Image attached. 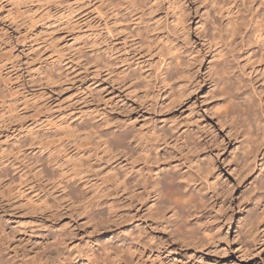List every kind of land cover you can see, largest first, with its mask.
Masks as SVG:
<instances>
[{
  "label": "rangeland",
  "instance_id": "1",
  "mask_svg": "<svg viewBox=\"0 0 264 264\" xmlns=\"http://www.w3.org/2000/svg\"><path fill=\"white\" fill-rule=\"evenodd\" d=\"M56 1L55 8H48V0H22L20 5L14 0H0V221L8 235L1 248L5 264H129L126 252L121 261L111 255L133 227L126 190L116 196L95 190L114 173L125 174L127 157L109 154L102 140L121 132L124 128L119 127L129 122H136L137 128L144 122L159 123L160 129L167 125L175 136L189 131L198 139L197 157L201 161L207 158L202 165H213L214 173L208 178L209 183L214 180L217 185L203 190L208 197L207 209L198 215L206 213L205 223L210 228L214 225L212 235L221 237L216 238L217 244L204 243L196 248L175 240L172 245L184 252L182 258L186 255L184 259L188 258L190 264H264V202L258 208L253 204L254 181L264 170L263 147L251 155L248 165L243 163L260 130L258 136L247 137L250 130L242 117L235 115L237 119L228 121L223 109H217L223 96L214 86L217 77L209 67L217 62L213 52L216 47L206 40L200 26L208 17L207 0H154L162 6L158 12L168 24L164 25L169 28L164 30L165 35L175 39L180 57L190 63L194 75L184 81L181 77L179 85L171 82L175 92L183 84L193 89L173 109H166L172 99L171 89L169 94L162 93L167 86L159 92V102L164 100L162 110L142 106L107 71L99 72L95 66L97 51L92 40L100 22L98 0ZM67 2L75 10L70 15L75 19L72 24L64 23ZM175 3L187 12L189 34L184 36L173 23L170 6ZM251 5L246 3L247 13ZM263 8L258 7V20L264 19ZM51 13L56 14L53 19L60 18L50 25ZM247 26L236 40L228 39L234 49L229 62L236 70L243 68L263 104L264 78L256 79L252 63L244 66L254 50H247L248 44H244L251 36V26ZM153 54L150 58H156L153 64H157L159 60ZM85 132L90 137L83 141ZM79 134L81 138H77ZM76 155L82 157L74 160ZM187 168L182 171L190 170ZM137 220L135 225L141 223ZM155 234L165 236L157 231ZM106 247L109 250L105 251Z\"/></svg>",
  "mask_w": 264,
  "mask_h": 264
},
{
  "label": "bare ground",
  "instance_id": "2",
  "mask_svg": "<svg viewBox=\"0 0 264 264\" xmlns=\"http://www.w3.org/2000/svg\"><path fill=\"white\" fill-rule=\"evenodd\" d=\"M21 1L14 0L18 5L21 4ZM48 1L51 3L48 8H55L58 4L56 0ZM98 2L97 11L100 22L93 31L92 40L94 50L97 51L93 60L98 71H107L111 79L113 78L117 84L129 92L130 97L151 110L157 106L160 110L165 108L164 100L161 104L159 98H161V90L166 86L168 88L162 93L166 94L171 89L170 97L172 98L170 102L165 103L166 109L170 106L173 109L177 104H182L183 99L190 96L193 89L185 88L183 84L185 89L180 86L181 89L178 88L179 90L175 92L171 84L174 82L179 85L181 77L184 81L186 78L188 79V75L192 77L193 73H190L191 69L188 65L190 63H185L180 57L175 39L174 41L170 40L168 34L165 35L164 30L167 31L169 28L165 27L168 24L164 23L162 14L160 16L158 12L162 8L158 4L159 1L98 0ZM207 3L205 8H208V12H205L208 17L205 18L203 15L207 20L204 21L205 25H199L203 26L202 34L206 40H210L212 47H216L213 52L215 53L214 60L217 59V62L210 63L209 67L213 68V76L217 77L216 80L214 79V86L221 90V96H223V103L218 104L217 109H223L222 114L229 118L228 121L233 117L236 119L239 116L242 117L249 126L248 130L250 131H248L247 137L249 135V137H254L260 130V136L257 135L258 137L253 140L255 142L253 149L247 153L245 151L247 161L244 157L245 162L243 163L246 165L256 150L258 151L262 147L264 149V123L262 121V118L264 119V103L262 104L261 97L256 98L258 89L254 83L251 84V79L248 82L243 68L236 70L234 65L229 62L234 49H231L232 43L228 39L237 38L244 27L251 26V36L249 35L251 38L248 37L249 39L244 44H248L246 46L248 49L245 47L247 50H254L248 54V58L246 57L247 62L244 66L252 63V73L256 72V79L261 81L260 77L264 78V70H262V67L264 68V19L258 20V7L264 5V0H207ZM246 3L252 4L248 13V10H245ZM170 8L173 11L175 29L179 32L174 30L179 34L182 33V36L189 34L186 31V26H189L187 25L189 21H187L186 10L184 9L185 11L182 12V7H178L176 3ZM66 10L67 14L64 17L67 16V18L64 23L72 24L75 20L70 16L75 11L73 5L68 3ZM54 15L56 14L48 15L52 17H49L48 20L50 25L55 24L60 18L56 16L57 18L53 19ZM199 22L201 23V21ZM235 40L232 41L235 42ZM227 41L231 43V47ZM154 52L157 57L156 61L159 60L157 64H153L156 58H150ZM106 55L108 59L105 58ZM188 82L190 83V80ZM258 105L259 110L256 112ZM241 122L243 121L241 120ZM135 123L129 122L120 127V124L117 123L116 127L124 128V130L126 128L125 132L122 130L121 133L118 130V132H113L112 136L102 140V144L109 154L113 156L122 154L127 157L126 161H128L124 175L116 172L111 179L104 180L98 184V187H95V190L101 191L102 194L110 193L111 196H116L120 191L126 190L129 222L133 227L127 232L126 239L120 242V247L113 250L111 255L117 261H121L122 254L126 252L129 264H190L187 261L188 258L184 259L186 255L182 258L184 252L181 253L180 250L173 247L172 244L175 240H179L178 242L182 245L194 248L195 246L200 247L204 243L214 245L216 242L215 244H217L216 238L220 235L217 234V237L212 235L214 234L212 231L214 225L210 228L207 222L205 223L204 220L208 218L205 216L206 213L198 215L204 212L208 200L203 190H212L217 185V182H213L214 180L209 183L208 177L212 172V161L209 160L211 164L206 166V158L204 166L202 165L204 161L200 160V156L197 157L199 154L197 150L200 147L198 139L189 134V131L177 133L179 136H175V133H170V130H167L166 124L160 129L159 123L155 122L153 124L144 122L140 128H137V125L134 126ZM81 137L79 134L77 138ZM86 137L83 141L89 139L90 135L86 133ZM79 150L83 152V149L79 148ZM196 152H198L197 155ZM81 157L76 155L74 160ZM239 163L242 164V161ZM184 167H189L190 170L183 172ZM260 172L262 177L261 175L258 177L261 178L254 177L256 185L254 184L253 187L256 193L253 204L256 208L264 202V170ZM113 201L116 203L118 199L113 198ZM138 218L141 223L135 225ZM156 231L157 234L161 232L165 236L159 237L161 234L156 235ZM4 237H8V235L3 222L0 221V264H5L1 254L2 245H6ZM118 239L120 241L122 238ZM104 249L105 251L109 250V247ZM119 263L123 264V261Z\"/></svg>",
  "mask_w": 264,
  "mask_h": 264
}]
</instances>
